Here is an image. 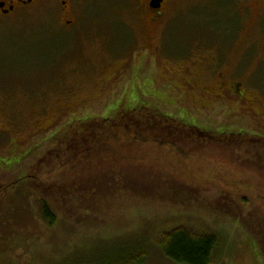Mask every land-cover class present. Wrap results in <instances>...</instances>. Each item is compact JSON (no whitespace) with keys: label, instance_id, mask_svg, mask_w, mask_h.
Masks as SVG:
<instances>
[{"label":"rangeland","instance_id":"374dc122","mask_svg":"<svg viewBox=\"0 0 264 264\" xmlns=\"http://www.w3.org/2000/svg\"><path fill=\"white\" fill-rule=\"evenodd\" d=\"M144 2L70 0L76 19L72 31L63 30L62 6L55 0H36L0 20V210L10 199L14 208L28 206L42 223H16L13 232L29 229L36 239L9 251L14 262L6 256V264H60L78 249L93 253L104 242L140 237L149 244L144 264H174L159 244L168 232L183 228L222 237V264H264L246 229L250 216L240 202L248 195L247 210L264 213V191H223L220 180L155 174L162 166L157 170L154 165L152 174L147 160L139 171L148 172L141 177L153 188L133 196L96 188L101 180L122 181L117 163L103 170L92 157L91 169L87 166L73 175L69 170L49 173L47 163L38 165L40 159L48 160L62 134L66 138L78 124L114 118L129 109L135 97L171 114L187 113L190 107L214 111V101L198 98L186 87L195 81L204 85L197 70L203 57L231 65L244 87L257 93L262 101L256 104L259 117L233 124L236 131L249 130V136L264 138V14L257 0H171L154 25ZM146 35L154 37L151 49ZM189 56L193 65L186 63ZM120 74L108 93L107 80ZM129 80L134 86L125 90ZM223 112L213 113L215 124L226 122ZM143 113L150 117L151 111ZM206 113L189 111L187 116L210 127ZM238 150L253 151L256 169L264 163V157L257 156L262 158L263 145ZM252 183L258 187L264 180ZM43 199L55 210V228L43 223ZM2 232L7 233L6 228H0V237Z\"/></svg>","mask_w":264,"mask_h":264},{"label":"flooded vegetation","instance_id":"af4514ba","mask_svg":"<svg viewBox=\"0 0 264 264\" xmlns=\"http://www.w3.org/2000/svg\"><path fill=\"white\" fill-rule=\"evenodd\" d=\"M35 1L36 0H0V4L3 5V7H0V20L10 17L18 10L33 6ZM55 1L62 6V19L66 23V25H64V28L66 29L63 30H74L69 29L73 28L76 23L74 13L71 9L70 0ZM170 1L171 0H164L161 8L159 10H154L151 8L152 0H145L143 3L144 8L150 14L152 25H154V22L160 20L162 17L160 16L161 12ZM256 4L258 8L262 9V13L264 14V0H257ZM153 40L154 37L152 35H146L147 48L151 49V45H154L152 44L153 42H151ZM154 47H156V45ZM190 58L191 57L189 56L186 60L187 62H184L193 65ZM201 60L204 64L200 63L199 66H197V70L201 73H199V79L204 80V85L195 81V84L187 83L186 87L189 89L188 92L193 93L198 98H202L205 101H214L216 106L214 111L209 112L207 107H204L203 111L198 110L195 107H190L187 113L179 115L171 114L169 113L170 110L166 108H154L147 104L142 105V97H135L129 100V109L122 111L119 115L109 119V121H112V130L110 128L108 132L112 135V132H115L113 129H118V133L122 134L120 137L125 138L124 140L127 139L122 143L132 142L136 145H141L144 144L145 141L140 140V132L143 130L154 131V164L158 165V170H161L159 168L160 166L163 168V170L157 171L155 174L161 173L169 176L181 175L182 177H188L191 175L193 178L198 177L202 179H206L208 176L212 175L211 177L222 179L226 184H232V187L225 188V190L250 191L251 188H243L238 184V181H246L254 175L253 172L247 171L250 160L248 158L243 161L235 159L234 162H230L227 154L229 153L228 151L233 148L245 147V141L241 142L238 139H233L234 137H242L245 134L249 135L250 133L249 130L243 131V129L236 131L237 125L233 124L234 121L236 119H244V121L248 122L251 118H258L259 109L257 106L260 105L262 101L252 88L247 89L244 87V85L238 80V76L234 74L236 70H234L231 65L226 63L223 64L222 60L219 61L212 57H203ZM190 74H192L191 70H189V75ZM120 76L122 75L113 76L107 80L108 93H110V88L114 89L116 87L118 83L117 80H120ZM110 84L113 85L110 87ZM88 85L90 86V84ZM133 86L134 85L132 83L130 84L129 80L124 86V89L127 90ZM84 87L85 86L81 89ZM236 103L237 108H233ZM153 110L154 120L152 119L153 121L151 122V118L145 116L143 111ZM42 111L45 114L47 113L45 108H43ZM189 111L199 114L200 116H203V114L207 112L206 118L211 122V126L207 127L210 124H206L207 126H205L204 124H199L195 120H189L187 116ZM222 111H224L223 114L227 115L225 116L226 122L223 120L215 124L214 116L216 114L213 113ZM262 117L260 118L261 122ZM167 118H177L182 119L183 121H189V123L187 122L189 126H179L182 128L181 131H184L186 134L184 136H182V134L181 136H177V140L172 139V137L166 133L171 127L167 124H163ZM143 121H150V123L145 125L143 124ZM238 125H240L239 122ZM210 132L214 133V135H223L222 137H224V139H217L219 137L216 138V136H214L215 138L208 137L207 135ZM55 141L57 145L61 144V147L59 146L60 148L57 149H60L58 156L51 155L50 153L52 151H50L48 153L50 159L46 160L47 157L46 159H40L38 165L42 163L49 164L52 162H58L56 167L52 168V166H49V173L62 174L64 170H69V174H75L77 172V164L85 159L84 155H82L81 159L78 157L80 151L78 143H75L74 140L63 141L61 137ZM86 148L88 150L89 147L87 146ZM237 152L243 151L237 150ZM26 156L27 155H25V157ZM239 169L242 171H238ZM39 172L42 173L43 169H39ZM24 180H29V177H27V179L24 178ZM233 183H236L237 185H233Z\"/></svg>","mask_w":264,"mask_h":264},{"label":"trees","instance_id":"16d2710c","mask_svg":"<svg viewBox=\"0 0 264 264\" xmlns=\"http://www.w3.org/2000/svg\"><path fill=\"white\" fill-rule=\"evenodd\" d=\"M150 114L151 115L149 118H151L152 122L154 120V110L151 111ZM187 122L189 123V121H183L182 119L167 118L163 124H167L169 127H171L170 129L167 128L169 131L166 133H168L172 139L177 140V136H181V134L184 136L186 134L184 131H181L182 128L179 126H189ZM111 123L112 121L107 120L101 123H93L91 125H84V123L80 125L78 124L75 127L76 131L72 132L66 138H63L62 134L61 139L63 141L74 140L75 143H78L80 148L78 157H80V159L82 155L85 156V159L77 164V172L86 170L85 168L87 166L91 169L93 165L91 158L93 157L95 158L96 162L98 161L97 163L103 170H106L111 163H117L122 170V174H124V178H121L122 181L120 183H118L119 180H117L116 177L109 180L107 179V182L101 180V182L97 184L96 187L98 191H129L133 196H135V193L138 191L152 190L153 186H150L147 180L142 178L143 176L141 175H146L148 172H144L143 170L139 171V165L142 166L143 164H146L145 162L148 160L149 165L152 166L151 169H153L149 173L154 174L153 172L155 164L154 158H152V156H154V131L143 130L140 132V140L145 141L144 144L136 145L132 142L122 143L127 139L124 140L125 138L120 137L122 134L118 133V129H113L115 132H112V135H110L111 133L108 132L111 128ZM148 123H150V121H143V124L145 125ZM207 136L212 138H215L214 136H216V138L219 137L217 139H224V137H222L223 135H214L212 132L208 133ZM248 136L249 135L245 134L242 137H234L233 139H238L241 142L245 141V147L238 148H248L249 145L253 146L254 148V145L256 144L257 146L259 144L263 145L262 158L260 155L256 154L258 159H263L264 138L254 136H249V138H247ZM59 146L61 147V144L58 145V147L50 154L57 157L60 152V149L57 150L60 148ZM87 146L89 147L88 150L86 148ZM238 148H233L232 150L228 151L229 153L227 155L229 156L228 160L230 162H234L235 159L240 161L246 159L244 155L248 153L237 152ZM252 152L247 155V158L250 160L247 171L253 172L254 175L246 181H238V184L243 188H251L250 191L253 195V191H264V185L255 187L252 183V181L257 179L264 180V163H261V167L256 169V166L254 165L255 158L252 159ZM147 153L151 155H147ZM48 159H50V155ZM52 163L48 164L49 166H52V168L58 165L56 162H54V164ZM155 166L157 169L158 165ZM242 170L239 169L238 171ZM109 171L110 168L107 170V172ZM211 176H208L203 180L223 181L222 179ZM233 185L237 184L233 183ZM230 187H232V184L230 183L226 184L224 182L222 184L223 191H231L225 190V188ZM159 190L160 189L155 191ZM12 195L14 196V193H12ZM248 198V195H246L240 200L241 204L246 206V210L244 209L246 212L245 214L250 216L248 221L245 223L246 229L254 236L257 246L261 250L264 259V213L255 215L252 211L247 210V208L250 209L251 207ZM262 200H264V198ZM1 202L2 201L0 200V203ZM5 202H8L6 203L5 208L0 210V228H6L8 234L2 232V237H0V264H6V256L10 257V260L14 262V255H9L8 252L12 250L14 252L19 248V246H24V242L28 243L30 240L36 239V237L30 233L29 229L25 233L24 230L19 234L15 231L13 232L12 230L14 226L17 225L16 223H24L27 226L31 223H41V221H37V214L29 209L28 206H17L14 208L10 199L4 200L3 204ZM41 208L43 223L50 228H55L58 221L57 215L51 203H49L46 199H43ZM98 248L100 249L93 253L84 252V249H78L77 253L73 255V257L75 256L74 258H69L66 261L60 262V264H144L149 256V244L145 241V239H143V237H140V239H117L112 242L107 241L102 243ZM159 248L164 257L174 264H222L226 258V247L224 246V240L222 237H219L215 234H200L187 228L175 229L171 232H168L161 239ZM10 262L7 264H12Z\"/></svg>","mask_w":264,"mask_h":264},{"label":"water","instance_id":"95a60500","mask_svg":"<svg viewBox=\"0 0 264 264\" xmlns=\"http://www.w3.org/2000/svg\"><path fill=\"white\" fill-rule=\"evenodd\" d=\"M163 1L164 0H152L151 8L154 10H159L161 8ZM0 7H3V5L0 4Z\"/></svg>","mask_w":264,"mask_h":264}]
</instances>
